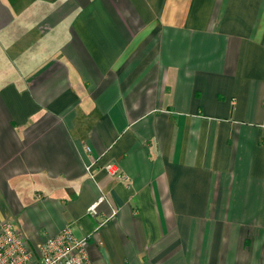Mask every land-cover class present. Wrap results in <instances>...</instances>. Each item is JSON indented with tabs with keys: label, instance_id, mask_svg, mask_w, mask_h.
<instances>
[{
	"label": "crops",
	"instance_id": "0c3cea01",
	"mask_svg": "<svg viewBox=\"0 0 264 264\" xmlns=\"http://www.w3.org/2000/svg\"><path fill=\"white\" fill-rule=\"evenodd\" d=\"M3 219L92 264H264V0H0Z\"/></svg>",
	"mask_w": 264,
	"mask_h": 264
},
{
	"label": "built area",
	"instance_id": "2783aa9c",
	"mask_svg": "<svg viewBox=\"0 0 264 264\" xmlns=\"http://www.w3.org/2000/svg\"><path fill=\"white\" fill-rule=\"evenodd\" d=\"M103 168L116 179L125 177L115 161L106 163ZM88 244V236L78 238L66 226L32 246L13 220L0 221V264H92Z\"/></svg>",
	"mask_w": 264,
	"mask_h": 264
}]
</instances>
